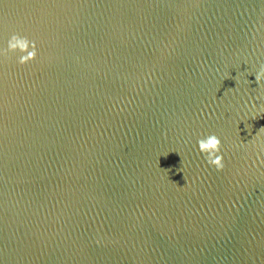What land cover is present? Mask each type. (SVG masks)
<instances>
[{
    "label": "water",
    "instance_id": "1",
    "mask_svg": "<svg viewBox=\"0 0 264 264\" xmlns=\"http://www.w3.org/2000/svg\"><path fill=\"white\" fill-rule=\"evenodd\" d=\"M13 34L0 264H264V0H0Z\"/></svg>",
    "mask_w": 264,
    "mask_h": 264
},
{
    "label": "clouds",
    "instance_id": "2",
    "mask_svg": "<svg viewBox=\"0 0 264 264\" xmlns=\"http://www.w3.org/2000/svg\"><path fill=\"white\" fill-rule=\"evenodd\" d=\"M10 54H18L17 62L21 65L27 64L33 61L38 54L36 43L33 40H29L26 36L22 37L19 34H13L8 39L7 46L4 49H0V56L8 58ZM255 81L258 85L264 81V64L255 73ZM261 111H264V106H262ZM197 143L199 151L205 156L207 164L217 171H222L225 165L224 157L221 154V140L218 136L210 134L199 139Z\"/></svg>",
    "mask_w": 264,
    "mask_h": 264
}]
</instances>
